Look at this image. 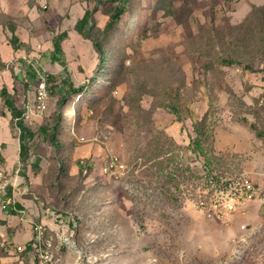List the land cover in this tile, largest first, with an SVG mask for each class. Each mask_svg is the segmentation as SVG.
Segmentation results:
<instances>
[{"label": "rangeland", "instance_id": "obj_1", "mask_svg": "<svg viewBox=\"0 0 264 264\" xmlns=\"http://www.w3.org/2000/svg\"><path fill=\"white\" fill-rule=\"evenodd\" d=\"M110 5L0 0V91L34 133L22 162L0 97V264H264V0H125L98 67L75 25Z\"/></svg>", "mask_w": 264, "mask_h": 264}, {"label": "trees", "instance_id": "obj_2", "mask_svg": "<svg viewBox=\"0 0 264 264\" xmlns=\"http://www.w3.org/2000/svg\"><path fill=\"white\" fill-rule=\"evenodd\" d=\"M93 0H90L92 2ZM111 5L106 7L105 14L107 15V21L105 23L103 31L100 29H97L95 24V19L93 17V10L88 9L85 12L84 17H82L75 25L76 31L85 39L91 41L93 48L95 52L97 53L98 57V67L103 66L106 63L107 59V49L103 46V41L100 37H98L94 31L98 30L101 32V34H107L110 32L115 23L119 20L120 16L125 12L124 5L125 0H107ZM101 1H97V5L101 4ZM96 5V6H97ZM9 30L11 32V37L9 39V44L14 48L18 49L23 44L20 41V37L16 31V28L14 25L9 26ZM62 36H67V33H63ZM62 37H56L54 41V56L61 61L63 64H65L64 57V51L62 47ZM224 64H230V61H222ZM6 68V63L2 60L0 55V70H4ZM31 76V74H29ZM48 81H52V78H48ZM80 89L74 88L72 85L66 92V94L58 100V109H57V116L60 118L62 114V107L64 106L66 100L72 94L73 92H77ZM0 97L3 100V103L6 107V109L10 113L11 121L15 122L16 125L20 130L19 135V144H20V152L19 157L22 162H25L28 155V141H30L34 137V133L29 129V127L25 124L23 121L24 116V110L20 109L17 105L14 104L13 100L11 99L6 87H3L0 91ZM194 131L198 138L203 137L204 130L202 128V123H195L194 124ZM51 144L55 147H59L60 144L57 140V134L60 130L59 125H53L51 128ZM8 197H12L11 192L9 191Z\"/></svg>", "mask_w": 264, "mask_h": 264}, {"label": "built area", "instance_id": "obj_3", "mask_svg": "<svg viewBox=\"0 0 264 264\" xmlns=\"http://www.w3.org/2000/svg\"><path fill=\"white\" fill-rule=\"evenodd\" d=\"M46 82L47 79H42V81L40 82L39 85V96H38V108L40 110H44L46 108L45 105V101L48 97V93H47V89H46ZM112 164H109V166H111ZM107 168L104 169V171H106ZM2 174V172L0 171V175ZM245 187L246 189V196L248 198H250L252 196V185L250 183H248V181H245ZM239 199H232L230 202H227L224 206L226 207V209L230 212L235 211L236 210V206L239 203ZM45 264H52L51 263V259L48 258V255L45 256Z\"/></svg>", "mask_w": 264, "mask_h": 264}, {"label": "crops", "instance_id": "obj_4", "mask_svg": "<svg viewBox=\"0 0 264 264\" xmlns=\"http://www.w3.org/2000/svg\"><path fill=\"white\" fill-rule=\"evenodd\" d=\"M91 42V41H90ZM92 44V43H91ZM93 46V45H92ZM94 49V48H93ZM97 54V53H96Z\"/></svg>", "mask_w": 264, "mask_h": 264}]
</instances>
